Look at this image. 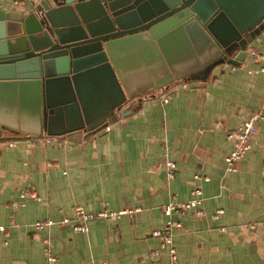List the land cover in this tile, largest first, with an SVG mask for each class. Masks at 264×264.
I'll return each mask as SVG.
<instances>
[{
  "label": "crops",
  "instance_id": "1",
  "mask_svg": "<svg viewBox=\"0 0 264 264\" xmlns=\"http://www.w3.org/2000/svg\"><path fill=\"white\" fill-rule=\"evenodd\" d=\"M40 1L0 0V9L27 14ZM247 39L240 64L217 65L205 78L175 79L167 103L158 99L161 88L129 98L124 108L140 107L116 112L92 134H44L52 138L45 143L19 133L0 141V264H48L47 244L52 264H264V63L249 55L250 49L264 53V29ZM180 59L182 69L190 66ZM255 111L263 118L252 147L237 171H229L228 132ZM168 159L177 165L173 179ZM196 188L203 191V213L173 215L181 222L174 259L153 232L165 225L163 206L172 196L184 202ZM27 189L41 199L21 198ZM78 205L91 213L133 212L89 220L88 230L78 232L59 223L74 218ZM219 209L224 213L215 217ZM45 218L58 223L36 230L34 223Z\"/></svg>",
  "mask_w": 264,
  "mask_h": 264
},
{
  "label": "water",
  "instance_id": "2",
  "mask_svg": "<svg viewBox=\"0 0 264 264\" xmlns=\"http://www.w3.org/2000/svg\"><path fill=\"white\" fill-rule=\"evenodd\" d=\"M263 29L264 0H41L27 14L0 9V141L92 134L140 107L124 108L129 98L240 64L247 36Z\"/></svg>",
  "mask_w": 264,
  "mask_h": 264
},
{
  "label": "built area",
  "instance_id": "3",
  "mask_svg": "<svg viewBox=\"0 0 264 264\" xmlns=\"http://www.w3.org/2000/svg\"><path fill=\"white\" fill-rule=\"evenodd\" d=\"M22 0H13L14 3H19ZM249 55L252 57L253 61L256 63H264V53L256 51L254 49H250ZM259 71L264 72V64L260 65ZM187 82H184L182 86L184 88L187 87ZM170 87V86H169ZM169 87L161 88L159 90L158 99L167 103L169 102L173 91ZM263 118V114L259 111H255L250 114L249 118L245 120L238 128L230 130L228 132V139L231 140L234 144L233 150L226 156L227 162V170L229 171H237V163L241 160L247 152L252 147V139L257 132L258 121ZM41 141L45 143H51V137L39 138ZM168 166V177L173 179L175 176V172L177 169V165L174 160L168 159L166 162ZM199 177V176H197ZM205 180H208V177H205ZM21 198H33L40 200V196L36 194L33 190L27 189L21 192ZM203 191L201 188H196L192 191V198L181 202L177 200V196L173 195L172 198L163 206V212L167 216V220L164 226L154 230L153 236L158 237L162 246L169 247L173 258H176V250L173 246V236L174 230L176 228L181 227V222L173 219V215L176 213H185L188 210H195L197 214H202L203 211L201 209V204L203 202ZM134 211H137L134 210ZM133 210L131 209H121L118 211H112L109 209H103L97 213H91L86 211L82 206H75L74 218H63L59 223L60 224H69L73 230L78 232H86L88 230L87 223L89 220L95 218H106V217H118L123 214H130ZM224 213L223 209H219L215 217H219ZM58 222L45 218L42 220H37L34 223V228L36 230L43 229L45 227H49ZM0 230L5 231L3 227H0ZM46 260L48 264H52L55 261V257L49 253L48 244L46 245Z\"/></svg>",
  "mask_w": 264,
  "mask_h": 264
}]
</instances>
